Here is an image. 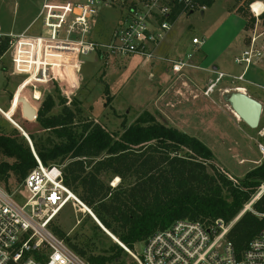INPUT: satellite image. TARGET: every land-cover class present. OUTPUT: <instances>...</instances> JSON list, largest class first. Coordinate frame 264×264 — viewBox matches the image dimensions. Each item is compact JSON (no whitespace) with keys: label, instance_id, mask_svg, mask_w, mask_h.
<instances>
[{"label":"rangeland","instance_id":"rangeland-1","mask_svg":"<svg viewBox=\"0 0 264 264\" xmlns=\"http://www.w3.org/2000/svg\"><path fill=\"white\" fill-rule=\"evenodd\" d=\"M41 3L42 0H0V30L6 33L22 31L34 19ZM250 3L247 0H212L202 13L195 10L176 19L157 53L166 57L192 54L191 62L197 68H187L181 75L172 74L168 66L158 60L90 53L80 56L81 62L71 79L62 77L35 84L36 89L25 88L24 83L16 91L17 83L24 77L14 73L6 53L0 58V107L7 110L14 94L15 99L8 111L0 112V133H33L37 141L46 145L58 141L50 131L41 129L36 118L27 120L22 116L20 97H25L38 109L43 103L46 106L45 101L50 96L53 104L48 115H56L66 107L75 113L78 126L94 122L114 135L121 132L123 124L129 125L147 112L155 120L198 138L212 150L214 168L233 182L240 180L246 172L264 163V153L258 148V143L264 147V21L260 17L256 22ZM119 15L117 8L101 12L92 37L99 33L106 36ZM250 18H254L252 26L247 22ZM40 31L39 23L29 30L30 33ZM252 31L259 35L263 56L246 68L245 81L234 80L232 76L240 75L245 69L235 58L247 45ZM193 37L202 40V44L193 46ZM214 66L225 75L212 92L205 95L206 87L217 76L213 72ZM60 75L63 74L58 71ZM33 89L37 91L38 100L33 98ZM236 89L263 105L255 129L238 119L226 102L228 93ZM9 120L16 123L13 125ZM57 165L63 168V164ZM104 180L112 188L119 182V178ZM16 200L21 202L19 197ZM92 221L95 222L88 212L70 200L51 220L48 230L68 246L70 242L83 247L86 242L83 232L93 224ZM103 239L110 245L116 243L117 238ZM142 246V242H137L133 249L140 253ZM126 255L130 261V256Z\"/></svg>","mask_w":264,"mask_h":264},{"label":"trees","instance_id":"trees-1","mask_svg":"<svg viewBox=\"0 0 264 264\" xmlns=\"http://www.w3.org/2000/svg\"><path fill=\"white\" fill-rule=\"evenodd\" d=\"M200 2L208 6L212 0ZM261 18L264 21V13ZM247 22L252 26L254 18ZM5 49L1 43L0 56ZM45 103L38 108L36 121L58 141L46 145L28 133L35 154L44 166L63 164L64 184L128 248L176 220L197 222L206 228L217 219L232 222L226 238L237 253L260 232L263 218L258 214L264 213V192L250 208H244L264 184V163L233 182L214 168V154L202 141L147 112L137 121L123 124L121 132L114 135L94 122L78 126L75 113L66 107L48 115L53 104L50 96ZM35 166L19 131L15 135L0 133V186L13 190ZM113 178L119 182L112 188L104 179ZM85 230L83 247L67 245L77 256L88 264L128 263L119 245L106 244L103 238L109 237L95 222Z\"/></svg>","mask_w":264,"mask_h":264},{"label":"built area","instance_id":"built-area-1","mask_svg":"<svg viewBox=\"0 0 264 264\" xmlns=\"http://www.w3.org/2000/svg\"><path fill=\"white\" fill-rule=\"evenodd\" d=\"M249 6L258 22L264 13V3L256 0ZM114 8L120 14L115 24L110 25L106 36L99 33L93 38L100 13ZM205 8L206 4L200 0H42L38 13L25 29L18 33L0 30V44L6 45L0 58L7 53L14 73L24 77L18 86L25 83V88L34 89L35 84L62 77L71 79L81 62L80 56L90 53L158 60L172 74L181 75L187 68H197L191 62L192 54L166 57L157 50L180 15L195 10L203 12ZM37 23L41 31L30 33ZM258 37L252 31L248 45L235 58L245 69L232 79L245 81L246 68L262 58ZM202 42L196 37L191 40L193 46ZM58 71L63 75L58 76ZM213 72L217 76L206 87L205 95L225 75ZM36 92L33 91V98L38 100ZM258 148L264 153L262 144L258 143ZM32 154L36 166L19 187L9 191L0 186V264H88L52 234L48 225L70 200L95 216L64 184L62 168L57 164L44 166L34 150ZM263 192L264 184L244 210ZM18 197L21 202H17ZM258 215L263 218V226L240 253L226 238L232 222L226 224L221 219L211 225L214 229L176 220L143 241L140 253L118 239L115 242L130 256L127 264H264V213Z\"/></svg>","mask_w":264,"mask_h":264},{"label":"water","instance_id":"water-1","mask_svg":"<svg viewBox=\"0 0 264 264\" xmlns=\"http://www.w3.org/2000/svg\"><path fill=\"white\" fill-rule=\"evenodd\" d=\"M18 102L21 105L22 116L25 119L33 120L36 118L35 107L32 106L24 97H21ZM226 102L234 113V115L237 116V118L240 119L242 122H244L249 128L255 129L258 126L262 113V103L260 101L255 98H252L246 92L236 89L228 93V95L226 96ZM21 134L27 140L30 148L33 151V146L29 136L23 131H21ZM93 219L97 223V225L109 237L113 239V236L101 225V223L96 219V217Z\"/></svg>","mask_w":264,"mask_h":264},{"label":"crops","instance_id":"crops-1","mask_svg":"<svg viewBox=\"0 0 264 264\" xmlns=\"http://www.w3.org/2000/svg\"><path fill=\"white\" fill-rule=\"evenodd\" d=\"M201 13H202V12H201ZM31 22H32V21H31ZM31 22H30V23H31ZM30 23H29V24H30ZM29 24H28V25H29ZM28 25H27V26H28ZM27 26H26V27H27ZM26 27H25V28H26ZM25 28H24V29H25ZM261 34H262V33H261ZM261 34H260V35H261ZM248 43H249V38H248V41H247V45H248ZM247 45H246V46H247ZM246 46H245V47H246ZM245 47H244V48H245ZM244 48H243V49H244ZM217 69H218V68H217L216 66L213 67V71H217ZM19 83H20V81L17 83L16 91H17V89H18V87H19V86H18ZM206 85H207V84H206ZM206 85H205V86H206ZM16 91H15V92H16ZM19 94L21 95V92H20ZM20 98H21V97H20ZM24 98H25V97H24ZM14 99H15V94H14V98H13V100H12V101L10 102V104H9L8 109L6 108L7 110H5L4 108L0 107L1 112L8 111V110L10 109V107L12 106L11 104L13 103ZM25 99H26V98H25ZM26 100H27V99H26ZM27 101H28V100H27ZM262 108H263V105H262ZM14 111H15V110H14ZM75 195L77 196V194H75ZM77 197H78V196H77ZM80 201H81V200H80ZM81 202H82V201H81ZM83 204H84V203H83ZM84 205H85V204H84ZM91 212H92V211H91ZM93 215H94V214H93Z\"/></svg>","mask_w":264,"mask_h":264},{"label":"bare ground","instance_id":"bare-ground-1","mask_svg":"<svg viewBox=\"0 0 264 264\" xmlns=\"http://www.w3.org/2000/svg\"><path fill=\"white\" fill-rule=\"evenodd\" d=\"M254 9H257V5L253 6ZM13 125L16 123L14 120H9ZM17 126V125H16ZM19 128V126H18ZM110 233V232H109ZM111 234V233H110ZM112 235V234H111ZM115 241V240H114Z\"/></svg>","mask_w":264,"mask_h":264},{"label":"flooded vegetation","instance_id":"flooded-vegetation-1","mask_svg":"<svg viewBox=\"0 0 264 264\" xmlns=\"http://www.w3.org/2000/svg\"><path fill=\"white\" fill-rule=\"evenodd\" d=\"M36 109V108H35ZM37 111H38V109H36V115H37ZM21 114H22V112H21Z\"/></svg>","mask_w":264,"mask_h":264}]
</instances>
